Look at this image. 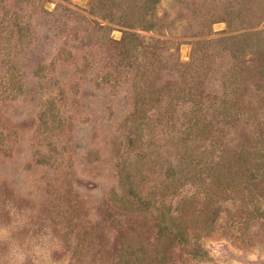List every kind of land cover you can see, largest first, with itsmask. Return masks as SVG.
I'll return each instance as SVG.
<instances>
[{"label": "rangeland", "instance_id": "rangeland-1", "mask_svg": "<svg viewBox=\"0 0 264 264\" xmlns=\"http://www.w3.org/2000/svg\"><path fill=\"white\" fill-rule=\"evenodd\" d=\"M0 264H264V0H0Z\"/></svg>", "mask_w": 264, "mask_h": 264}, {"label": "trees", "instance_id": "trees-1", "mask_svg": "<svg viewBox=\"0 0 264 264\" xmlns=\"http://www.w3.org/2000/svg\"><path fill=\"white\" fill-rule=\"evenodd\" d=\"M154 1H156V0H153V2ZM238 36H239V38L245 37V34H241V35H238ZM238 36H230V37H227L228 39H225V38H223V39H225V40L236 39V38H238Z\"/></svg>", "mask_w": 264, "mask_h": 264}]
</instances>
